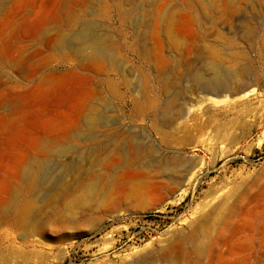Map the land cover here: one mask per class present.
<instances>
[{"label": "rangeland", "instance_id": "1", "mask_svg": "<svg viewBox=\"0 0 264 264\" xmlns=\"http://www.w3.org/2000/svg\"><path fill=\"white\" fill-rule=\"evenodd\" d=\"M0 264H264V0H0Z\"/></svg>", "mask_w": 264, "mask_h": 264}, {"label": "bare ground", "instance_id": "2", "mask_svg": "<svg viewBox=\"0 0 264 264\" xmlns=\"http://www.w3.org/2000/svg\"><path fill=\"white\" fill-rule=\"evenodd\" d=\"M80 41L79 47L83 49L84 47H92L93 48V56L98 58L99 56H109L111 54L110 47L107 44V41L100 37L97 33H95L90 27L84 29L76 36ZM74 38V37H73ZM72 38V39H73ZM62 40V39H61ZM74 40V39H73ZM65 41L63 40L62 43ZM78 47V48H79ZM92 56V57H93ZM98 56V57H97ZM212 75L210 77L206 76H197V81H206V87L209 90H224L226 88V83L229 81L222 75L217 69L213 68ZM236 77V75H235Z\"/></svg>", "mask_w": 264, "mask_h": 264}]
</instances>
